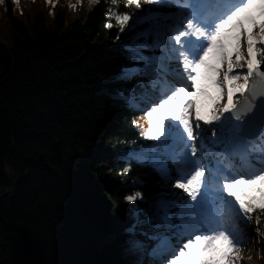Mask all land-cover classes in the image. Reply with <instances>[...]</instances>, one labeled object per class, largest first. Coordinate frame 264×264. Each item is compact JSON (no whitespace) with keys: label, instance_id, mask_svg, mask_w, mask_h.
Returning a JSON list of instances; mask_svg holds the SVG:
<instances>
[{"label":"trees","instance_id":"16d2710c","mask_svg":"<svg viewBox=\"0 0 264 264\" xmlns=\"http://www.w3.org/2000/svg\"><path fill=\"white\" fill-rule=\"evenodd\" d=\"M41 5L30 15L10 0L0 8L9 37L0 39V264H130L127 235L116 233L131 211L125 197L166 188L134 159H117L112 186L102 184L103 143L124 151L145 143L119 99L133 61L109 44L131 45L135 26L105 28L110 0L86 3L75 20L62 10L50 17ZM150 7L121 0L118 10ZM38 154L50 169L36 163Z\"/></svg>","mask_w":264,"mask_h":264},{"label":"snow or ice","instance_id":"6c2138e0","mask_svg":"<svg viewBox=\"0 0 264 264\" xmlns=\"http://www.w3.org/2000/svg\"><path fill=\"white\" fill-rule=\"evenodd\" d=\"M120 5L110 0L105 28L133 22L123 73L138 79L119 99L152 105L141 134L157 142L131 155L156 170L161 187L187 194L127 195L148 207L131 210L126 250L153 264H238L240 215L264 211V0H124L155 6L136 14Z\"/></svg>","mask_w":264,"mask_h":264},{"label":"rangeland","instance_id":"374dc122","mask_svg":"<svg viewBox=\"0 0 264 264\" xmlns=\"http://www.w3.org/2000/svg\"><path fill=\"white\" fill-rule=\"evenodd\" d=\"M10 1L12 2L13 7L19 13L22 12L23 14H26V15H30L34 11L36 12L37 10L42 9L41 0H18V4H14L13 0H10ZM88 2H89V0H51V3H49V0H46V3H47V13L46 14L51 17V16H54L55 14H57L58 11L62 10L70 20H75V19H78V18L83 16L84 8L86 6V3H88ZM61 5H64V7L61 8ZM70 5H75L76 7L73 8ZM0 6H1V4H0ZM0 15H1V13H0ZM8 38H9L8 37V29H7L6 25L4 24L3 19L0 16V39L3 42H6L8 40ZM132 85H133V83L130 84V87ZM137 86H139V85H137ZM138 89L139 88H136L137 92H139ZM123 91H124V89H123ZM151 106L152 105L149 104L148 107H146L143 110H141L140 112H138L134 117L135 126L137 127V129L140 133H141V128L147 127L146 113H144V110H150ZM139 151L140 150H138L137 152H139ZM121 154L127 155L123 151L119 152V151H117V149L112 148L107 142L102 144V149H101V155L103 157L102 167L106 171L105 176L102 180V184L107 185V186H112L114 180L112 178V175H110L111 169H112V166L115 164V161L117 159L125 158V156L121 155ZM177 193H178V191H177ZM157 194H155L151 197H147V196L146 197L143 196V197L145 199H151V198L155 197ZM177 195H179V194H177ZM128 203L130 205H132L134 209L135 208L141 209V208H147L148 207V204L142 203L141 200H137L135 202H128ZM252 216H253V219L251 221H248L247 225H251V228H253V230L248 231V232L246 231L247 235L250 236L249 240H251L250 245L248 246V248L250 247V249H249L250 252H248L249 254L247 255L245 250L243 249L245 247H243V245H240L241 249L238 252V257H239L238 264H260L263 260L264 250L262 251V247L264 246V211L254 212V213H252ZM257 217H259V223H257V219H256ZM131 222H132V213H129L121 219V223L118 226L119 231H121L123 228H125ZM240 229L243 230V228H240ZM257 229L259 230L258 233H257ZM245 246H246V244H245ZM146 255H147V257H150L149 254L146 253ZM147 259L148 258H146L145 261H147Z\"/></svg>","mask_w":264,"mask_h":264},{"label":"bare ground","instance_id":"6f19581e","mask_svg":"<svg viewBox=\"0 0 264 264\" xmlns=\"http://www.w3.org/2000/svg\"><path fill=\"white\" fill-rule=\"evenodd\" d=\"M247 27H249V30H251V26L250 25H246ZM229 51H231V48L229 47V49H228ZM137 91V90H136ZM142 98V97H141ZM140 98V103L138 104V106H140L139 108L141 109V110H143L148 104H149V102L147 101V100H142ZM132 101H135V100H132ZM132 101H130V102H132ZM140 112V111H139ZM144 113H146V110H144ZM239 226H240V228H243V233L245 234V239L240 243L241 245H243V247H245V248H243L244 250H245V252H246V254L248 255L249 253L248 252H250V247L248 248V246L250 245V242H251V240H249L250 238V236H248L247 235V233H246V231L248 232V231H252L253 230V228H251V225H241L240 223H239ZM123 230H124V228H123ZM184 242L186 243L187 241L186 240H184ZM179 243V242H178ZM245 244H246V246H245ZM153 246H154V244H153ZM248 249H247V248ZM152 259V261H153V258H151Z\"/></svg>","mask_w":264,"mask_h":264},{"label":"water","instance_id":"95a60500","mask_svg":"<svg viewBox=\"0 0 264 264\" xmlns=\"http://www.w3.org/2000/svg\"><path fill=\"white\" fill-rule=\"evenodd\" d=\"M36 163L42 167L43 169H50V166L46 163L45 158L43 156V154H38L37 155V159H36Z\"/></svg>","mask_w":264,"mask_h":264}]
</instances>
